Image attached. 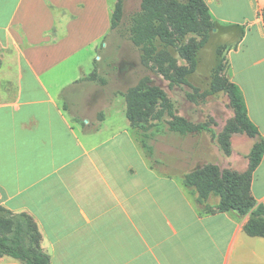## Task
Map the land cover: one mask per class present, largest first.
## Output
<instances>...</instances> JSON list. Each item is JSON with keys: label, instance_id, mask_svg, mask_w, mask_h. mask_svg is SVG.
<instances>
[{"label": "crops", "instance_id": "0c3cea01", "mask_svg": "<svg viewBox=\"0 0 264 264\" xmlns=\"http://www.w3.org/2000/svg\"><path fill=\"white\" fill-rule=\"evenodd\" d=\"M117 1L0 0V206L33 218L51 264H264L248 217L201 214L182 180L152 166L125 97L107 106L87 80ZM204 1L264 141V0ZM246 139L232 143L242 173ZM251 193L264 205V155Z\"/></svg>", "mask_w": 264, "mask_h": 264}, {"label": "trees", "instance_id": "16d2710c", "mask_svg": "<svg viewBox=\"0 0 264 264\" xmlns=\"http://www.w3.org/2000/svg\"><path fill=\"white\" fill-rule=\"evenodd\" d=\"M262 17L264 22V11ZM122 20L123 0H118L112 16L111 30H116ZM214 28L210 10L204 0H188L186 3L178 0H143L141 12L133 18L130 35L132 42L141 48L146 59H152L156 55L157 50L154 46L156 39L173 45L190 33L198 35L199 42L180 49V54L189 65L188 69H179L170 56H168L170 67L165 65L160 67V72L171 81L172 85H188L187 77L196 72L198 54L208 43ZM222 51L223 47H220L218 54L221 61L214 69L210 90L203 94L199 89L194 90L202 98L213 96L219 91L228 94L235 119L227 128L224 145L225 148L231 147L229 136L235 133L246 134L249 138L256 139L249 157L250 165L242 175L232 173L221 175L217 168L210 167L185 176L182 182L193 196L201 214L231 213L241 219L248 217L244 232L250 237L264 238V205L257 204L251 193L254 172L264 155V141L260 138L257 127L249 119L241 89L233 82L220 80V72L224 64ZM170 68H174L175 76L172 75ZM87 80L98 81L96 72H93ZM125 99L127 118L133 124L134 130L142 131L140 145L148 159L153 156L154 149L149 143L150 134L140 123L147 122L151 117V111L159 104L168 108L172 117L168 126L172 132L180 135L212 132L206 125L194 127L185 119L174 116L166 94L157 88L141 86L132 89L126 93ZM191 99L195 100L194 96ZM213 197L219 199L216 206L211 204ZM5 256L22 264H51L50 257L41 248V234L33 218L25 213L15 214L0 206V258Z\"/></svg>", "mask_w": 264, "mask_h": 264}, {"label": "rangeland", "instance_id": "374dc122", "mask_svg": "<svg viewBox=\"0 0 264 264\" xmlns=\"http://www.w3.org/2000/svg\"><path fill=\"white\" fill-rule=\"evenodd\" d=\"M186 3L188 0H178ZM143 0H123V20L116 30H111L97 52L95 70L100 88L104 89L107 106L116 95L125 97L126 93L138 87H153L163 91L171 105V111L176 117L185 119L192 126L206 125L212 132L192 133L180 135L169 129L168 123L172 121L167 106L157 105L151 111L147 122L140 123L146 127L150 134L149 143L154 149L150 162L159 172L170 177L183 180L185 176L200 172L206 168L215 167L220 174L232 173L242 175L241 156L232 152V143L239 145L246 139V134L235 133L229 136L231 147L225 148V135L227 128L234 123L235 112L230 106V99L226 92L219 91L213 96L202 98L201 94L210 90L215 68L221 61L218 54L224 45L226 36L222 30L212 32L206 46L198 54V67L194 74L187 77L188 85L171 84L161 72V65L170 67V58L175 60L179 69L186 70L189 65L180 54V49L200 41L194 33L188 34L184 39L177 40L173 45L165 44L156 39V55L146 59L141 48L134 45L131 40L130 29L133 18L141 12ZM230 37H232L230 35ZM232 39V38H231ZM225 49V50H224ZM228 49L223 47V70L220 80L231 82L229 76ZM173 76L174 68H170ZM178 80V78H177ZM89 91H93L89 89ZM195 98L192 100L191 97ZM89 108V109H88ZM93 112L92 105L83 107L82 112ZM78 114V111L75 110ZM135 136L140 141L141 132L135 129ZM241 135L243 138H241ZM249 144V140H244ZM256 143V142H255ZM251 153V152H250ZM250 153L247 156L249 159ZM250 165V159H249ZM218 198L213 197V200Z\"/></svg>", "mask_w": 264, "mask_h": 264}]
</instances>
